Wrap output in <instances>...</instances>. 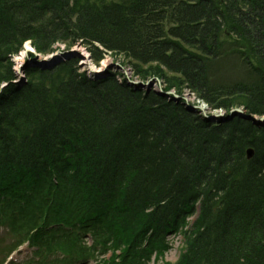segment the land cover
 Here are the masks:
<instances>
[{
    "label": "trees",
    "instance_id": "trees-1",
    "mask_svg": "<svg viewBox=\"0 0 264 264\" xmlns=\"http://www.w3.org/2000/svg\"><path fill=\"white\" fill-rule=\"evenodd\" d=\"M27 42L41 55L81 43L96 65L111 53L143 82L264 116V0H0V227L13 247L63 256L43 264L99 251L112 253L102 264H264V128L89 77L76 58L26 67L21 87ZM228 52L250 82L213 79ZM175 234L185 251L163 261Z\"/></svg>",
    "mask_w": 264,
    "mask_h": 264
},
{
    "label": "rangeland",
    "instance_id": "rangeland-1",
    "mask_svg": "<svg viewBox=\"0 0 264 264\" xmlns=\"http://www.w3.org/2000/svg\"><path fill=\"white\" fill-rule=\"evenodd\" d=\"M54 49H55V51L52 54L41 55L39 53V55L41 56V57H39L40 61H45V59H47L48 56L49 57L50 56H54L57 52H60L62 50L67 52L66 48H64V44H60V45L56 44ZM70 50L71 51L72 50L73 51L80 50L81 53H86L87 56L90 55L88 49L82 44L79 45V46L75 45ZM20 54H22V53H20ZM19 56L20 55H18V56L16 55L13 60L16 61L15 59L18 58ZM28 56H29V54H28ZM25 60H26V62L30 61V60L33 62L34 58L31 55V56H29V59L26 58ZM106 60H110L111 63H122V59L116 58L111 53H105L104 59L100 62L99 66H96V67H98L100 69V66H102L103 62L106 61ZM84 61H85L84 59H80V64H82V66H81L82 70H89L88 66H84V64H86V63H84ZM38 62H39V60H38ZM243 62L244 61H240L232 52L231 53L228 52V53L224 54V56L221 58V60L218 61V64L214 65L213 68L211 69V73H212L213 79L218 84H221V85L222 84H231V83H233L235 81H237V82L238 81H249L250 82L252 80V77H251L252 75L249 73V71H247V67H246V65ZM13 70L16 72V80L15 81H17V82L21 81L24 78V75L26 73L25 72L18 73V71L16 70V63H14V65H13ZM113 74H115L116 77L119 80H123L124 78L127 79L126 75H122L120 72L113 71ZM131 77L132 78H134V77L136 78V76H133V71L132 70H131ZM137 79L141 80L139 77H137ZM156 88H158V87H155V86L152 87L153 90H156ZM160 88H162V89L165 88V84L163 82L161 83V87ZM182 95L183 96L189 95L190 99L193 101L192 103L197 105V101H194V99L196 97L193 96V93L190 90H185ZM199 101L201 102L200 104L207 105V103L204 102L202 99L199 100ZM217 113L218 114H223V113H226V112L224 110L221 112L218 109ZM197 217L198 216L195 215V217L192 218L190 221L191 222L195 221V219ZM3 233H4L3 229L2 230L0 229V239L4 238ZM9 237L3 239V240H6V242H5L6 246H8L9 243L12 241V240L9 239ZM167 240L169 242L170 248L168 250H166V252L164 254L163 261L175 263V262H177V260L180 258V256L185 251L184 250L185 240L183 239V237L181 235H177V234H175L174 236H169L167 238ZM110 254L111 253H108L107 255L103 256V258H105V257L109 258ZM29 255H30L29 251L26 248L21 253L16 254V256L19 257L20 262H21V260L29 259L30 258ZM0 256L4 257V254H2ZM103 258H101V259H103ZM89 264H101L100 263V259H98L96 261L95 260L91 261ZM151 264H162V260H158V261L155 260V255H153Z\"/></svg>",
    "mask_w": 264,
    "mask_h": 264
},
{
    "label": "water",
    "instance_id": "water-1",
    "mask_svg": "<svg viewBox=\"0 0 264 264\" xmlns=\"http://www.w3.org/2000/svg\"><path fill=\"white\" fill-rule=\"evenodd\" d=\"M33 53L31 50H27V53ZM37 56H39L37 54ZM60 57L63 58H67V57H80L83 58V55L79 53V51H70L67 53H63V52H58L56 54V56L53 57V60L50 61H45V62H38V58H35V60L30 63L31 65H36V66H45L47 64H54L56 63L57 60L60 59ZM117 70L120 71L121 73L123 72L126 77H128L129 80V84L132 86H138L141 87L143 89H147L148 91L151 90L152 86L158 84H161V80L159 78H154L151 79L150 81H148L147 83H143L141 81H131V70L128 69L127 67L121 65L120 63H111V65H109L107 68L100 70L99 72H95L92 70V72L96 75V78H106L108 76H110L111 74V70ZM25 80V79H24ZM24 80H22V82L24 83ZM21 83V84H23ZM159 94L162 95L163 97H171L172 100L179 102V101H183L184 105L186 107L189 108V110L193 111V112H198L199 114H203L206 115L207 113V109L205 106L203 105H194L191 103L190 98H188V96H180L177 95L174 91H167L165 92L163 89H160ZM211 122H215L218 125H224L227 123H231L233 122L235 119H242V120H246L250 123H252L254 126L256 127H260V128H264V116H259V115H252L249 114L248 112L244 111L241 108H235L233 111H231L228 114H212L210 116H206ZM254 157V151L253 149H249L247 152V158L248 159H252Z\"/></svg>",
    "mask_w": 264,
    "mask_h": 264
},
{
    "label": "bare ground",
    "instance_id": "bare-ground-1",
    "mask_svg": "<svg viewBox=\"0 0 264 264\" xmlns=\"http://www.w3.org/2000/svg\"><path fill=\"white\" fill-rule=\"evenodd\" d=\"M27 50H29V51L31 50V48H29V45L28 44L26 45V48L23 50L22 54L18 58H16V68L18 70L21 69L23 67V64L26 63V60L25 59L28 56ZM84 57H85L84 63L86 62V63L89 64V58L87 57L86 54L84 55ZM110 64H111V61L110 60H106V61L103 62L102 68L105 69ZM91 67H92V69H94V70L96 69V71H99L98 70V67H94L93 65H91Z\"/></svg>",
    "mask_w": 264,
    "mask_h": 264
}]
</instances>
